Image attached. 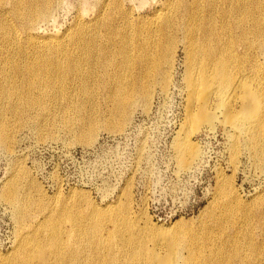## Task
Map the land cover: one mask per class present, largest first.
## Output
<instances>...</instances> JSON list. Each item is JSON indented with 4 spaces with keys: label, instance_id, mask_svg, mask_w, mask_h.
I'll return each mask as SVG.
<instances>
[{
    "label": "rangeland",
    "instance_id": "1",
    "mask_svg": "<svg viewBox=\"0 0 264 264\" xmlns=\"http://www.w3.org/2000/svg\"><path fill=\"white\" fill-rule=\"evenodd\" d=\"M175 1L58 0L32 36L57 38L63 51L54 59L40 49L50 59L36 78L17 73L33 46L0 39V67L10 59L4 96L0 87V264H181L222 244L251 264L264 259V141H248L221 114L200 123L190 85L215 87L219 76L192 59L181 31L149 35L155 13ZM253 51L228 62V81L261 85L264 54ZM39 82L47 85L30 86ZM190 128L194 155L182 144ZM116 210L119 250L97 260L87 248L71 261L69 239L86 242L90 219ZM41 228L46 236H25L35 245L21 252L20 236Z\"/></svg>",
    "mask_w": 264,
    "mask_h": 264
},
{
    "label": "bare ground",
    "instance_id": "2",
    "mask_svg": "<svg viewBox=\"0 0 264 264\" xmlns=\"http://www.w3.org/2000/svg\"><path fill=\"white\" fill-rule=\"evenodd\" d=\"M57 1L0 0V39L11 41L14 38L22 37L33 46L32 51L27 54V58H24V60H28V64L18 68V74L24 72L28 77L36 78L40 72L47 70L48 62L45 60L50 57L42 56L40 49L53 53L56 56L54 59L61 57L57 55L63 51L61 48L63 41L61 42L57 38L41 39L32 36V29L38 22L44 21L48 17ZM155 15L153 25L156 30L153 32L156 34L150 32L149 35H160L161 37L171 31H181L186 37L188 47L191 48L189 54L192 59L198 64H202L203 67H207V63H210V67L214 68L219 76L218 82L215 80V87L206 83L200 85L198 79L190 85L191 103L203 111L200 123H211L214 118L212 115L221 114L225 120L224 123L230 129H235L238 134L246 135L248 141L257 140L258 136L264 141V81L257 87L246 82L247 79L234 78L228 81L224 73L228 62H235L240 53L247 55L257 49L260 54H264V0H176L171 8H165L162 12H156ZM9 17L24 25L25 30L18 33L19 30L9 24ZM150 54L152 53L150 52ZM21 55L23 54L21 53ZM7 56L12 58V54ZM138 56L139 54H137V62L142 65L145 56ZM126 57L130 59L128 53ZM9 61L10 59L5 57L3 66L0 67V76L4 74L0 86L3 96L9 88L7 84ZM254 73L257 75L256 71ZM43 84L46 83H30V86L36 89ZM228 87L231 88L229 89L230 93L227 96L222 95L224 89H228ZM198 93L199 97H197ZM194 129H197V126ZM194 129L190 128L185 132L186 139L184 138L182 143L187 146L188 155L195 154V150L186 136ZM119 216L120 213L116 210L113 213L91 218L93 224L84 232L88 238L86 242L84 238L69 239V243L75 245L70 260L75 261L80 252L87 248L94 249L97 260L104 252H107L110 258L113 252L118 251L116 236L120 234L118 232L122 231L117 220ZM44 228L37 232L26 230L20 236L19 241L24 245L21 252H26L25 249L28 248L29 243L35 245L32 243L33 241L27 243L25 236L44 238L46 236ZM129 243L130 239L126 245ZM254 248L256 249V247ZM235 250L234 253L229 252L226 250L225 244H222L220 249L210 248L208 254L199 257V259L183 257L181 264H251V258L247 252L243 251L241 254L237 245ZM56 251L57 247L51 249V254L55 262L58 263L59 254ZM258 260L262 263L264 261V259L254 258L253 260L252 258V263L261 264ZM119 264H172V261L171 259L160 261L156 258L137 259L135 256H129Z\"/></svg>",
    "mask_w": 264,
    "mask_h": 264
}]
</instances>
